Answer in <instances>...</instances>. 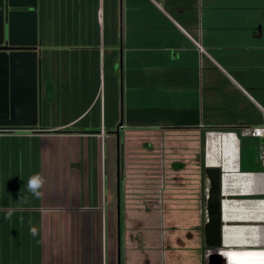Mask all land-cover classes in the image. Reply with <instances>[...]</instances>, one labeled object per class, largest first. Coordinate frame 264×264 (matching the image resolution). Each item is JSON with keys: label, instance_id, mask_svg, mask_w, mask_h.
<instances>
[{"label": "crops", "instance_id": "0c3cea01", "mask_svg": "<svg viewBox=\"0 0 264 264\" xmlns=\"http://www.w3.org/2000/svg\"><path fill=\"white\" fill-rule=\"evenodd\" d=\"M34 13V25L21 14L12 25L15 44L36 45L39 107L34 128L0 133V264H39L22 263L25 252L48 254L42 264H117V254L120 264H199L198 236L171 228L166 216L178 214L160 190L196 171L203 141L200 168L222 167V197L234 201H223L224 229L259 232L264 179L250 176L264 172L263 141L248 147L238 133L264 125V0H36ZM25 76L12 71L14 96L0 108H29L18 97ZM44 141L55 143L53 167ZM22 154L55 180L74 175L23 205ZM70 212L91 216H49ZM250 237L225 248H264Z\"/></svg>", "mask_w": 264, "mask_h": 264}, {"label": "water", "instance_id": "95a60500", "mask_svg": "<svg viewBox=\"0 0 264 264\" xmlns=\"http://www.w3.org/2000/svg\"><path fill=\"white\" fill-rule=\"evenodd\" d=\"M25 6H16L15 0H0V81L4 92L0 93V98L4 102L6 98H12L11 91L12 71L22 68L26 71L23 78L25 91L18 94V97H25L28 102L27 109L14 110L8 107L0 108V128H34L38 124L39 107V65L36 45L34 41L25 45H17L12 35V25L16 22V16L21 14L25 21L34 25V8L36 0H23ZM20 12H17V9ZM29 35V34H28ZM2 86V87H3ZM5 104V103H4ZM18 112L19 116L28 120L25 122H15L14 115ZM226 174L222 167L212 166L203 169L205 182L204 193V215H203V241L208 252L205 254V264H226L222 255L223 247V217H222V182ZM119 223V216H118ZM117 264H120L117 254Z\"/></svg>", "mask_w": 264, "mask_h": 264}, {"label": "rangeland", "instance_id": "374dc122", "mask_svg": "<svg viewBox=\"0 0 264 264\" xmlns=\"http://www.w3.org/2000/svg\"><path fill=\"white\" fill-rule=\"evenodd\" d=\"M256 142V140L253 139H243V144L247 145L248 147H250V145L252 143ZM39 147L40 150H47L49 152V160H48V164L49 166L53 167L54 165V160H52V155L51 151L53 148V145H55V143H53L52 141H44V142H39ZM199 152L200 155L199 157L196 159L197 160V165L199 166L196 171L194 170L195 168L191 169L192 172H188V173H184L183 174V178H181V180H183V183H180V180H175L176 182L174 183H169V181L171 180V178L168 177L166 178L167 185L171 186V187H167L165 189H161L160 191H163L161 196L164 197L166 200V212H168V214H170L172 211H177L178 216H166L167 220H171V219H175L177 222V226L176 227H171L172 229H175L179 232H184V233H190L189 236H198L196 237V240L198 239V245H199V264H205V254L207 252V249L205 248L204 244H203V240H201L202 236H203V213H204V184H203V179H202V165L200 168V161L202 163L203 160V164H204V156L206 153L205 150V144L204 141L202 142V146L201 148H199ZM248 153L247 155V160L250 159V161H252V163H256L255 160V155L254 151L253 154L251 153L252 151H249V149L246 151ZM250 153V154H249ZM250 156V157H248ZM252 156V158H251ZM109 158V156H108ZM108 160L106 162L107 165V169L109 168L108 166ZM32 166L34 167L35 171H31V170H27V166ZM47 165V163H43L41 158L37 159L35 161V158H33V162L31 163V158L29 157H25L24 154L22 155H18V199L20 200V198L23 197H31V193H29L27 191L26 188V183H27V179L30 175H32L33 173H40L44 179L45 182H48L47 184H54V183H61L64 185V181L65 183L67 181H69V178H72V176L74 174H67L65 173V175L63 174H59L57 180H55V178H53V172H45L41 169V166ZM48 166V165H47ZM31 168V167H30ZM91 178H93L91 176ZM71 182H73V180H70ZM169 183V184H168ZM46 184V183H45ZM68 184V183H67ZM174 186H177L176 188ZM109 192V189H108ZM153 195H156L155 193H153ZM261 198V197H260ZM264 198V197H262ZM223 201L225 202H229L230 204L234 201H229V200H225L227 199L226 197H222ZM23 200V199H21ZM235 202H240L235 201ZM23 205H28L30 204L29 200L27 203L22 202ZM154 205H158V203L155 202ZM72 207V206H71ZM181 215V216H179ZM49 216H91V215H84V214H73L72 212L67 213V214H63V213H56V214H51ZM111 218V224H113V227L115 226L116 222H115V216H110ZM181 221H183V225L181 226ZM197 224L198 228L195 229V227H192L189 229L190 226H193V224ZM110 224V220L108 217V227L110 228L111 226ZM239 224V223H238ZM238 224H236L238 226ZM223 225H225L223 223ZM234 225V224H233ZM234 225V226H236ZM243 226V224H240V226ZM188 227V229H187ZM188 235V234H187ZM203 239V238H202ZM222 249V248H221ZM37 253H23V254H18V259L20 261H22V263H26V261L31 260L32 262H36L39 264H42V262L44 261L43 259H46V255L48 254H41L43 256H41L40 254L36 256ZM227 264H264V248L263 247H259V246H255V247H246V248H240V249H232L230 251L227 252ZM251 257H247V255H250Z\"/></svg>", "mask_w": 264, "mask_h": 264}, {"label": "bare ground", "instance_id": "6f19581e", "mask_svg": "<svg viewBox=\"0 0 264 264\" xmlns=\"http://www.w3.org/2000/svg\"><path fill=\"white\" fill-rule=\"evenodd\" d=\"M251 179H253L254 177H257L258 179H264V175H252L250 176ZM224 180V178H223ZM264 185V184H263ZM253 193V192H250ZM262 194H264V186H263V190L261 192ZM222 195H223V182H222ZM262 200V199H260ZM222 217H223V202H222ZM224 219V218H223ZM224 221V220H223ZM256 228H259V232H254L253 230H241V229H224V233L223 237H224V242H223V247L221 249V252L224 253V258L227 264V259H226V252L222 251L226 246H244V244H246L247 242L250 243V235L254 238L257 239V242H261L263 243L262 245L264 246V224H262L261 226H258ZM248 234V235H247ZM259 246V245H258Z\"/></svg>", "mask_w": 264, "mask_h": 264}, {"label": "clouds", "instance_id": "9594fccd", "mask_svg": "<svg viewBox=\"0 0 264 264\" xmlns=\"http://www.w3.org/2000/svg\"><path fill=\"white\" fill-rule=\"evenodd\" d=\"M237 144H239V139L234 136ZM45 184V179L40 173H33L30 175L27 179L26 183V188L29 193H31L32 197L35 199H41L43 196L42 188ZM23 199L24 203L28 202L27 197L20 198ZM13 209H8L7 212L5 213V219L6 220H11L12 215H13ZM21 222H23V218L21 217ZM31 223V222H29ZM30 235L35 237L38 234V229L36 226H31L29 228Z\"/></svg>", "mask_w": 264, "mask_h": 264}, {"label": "built area", "instance_id": "2783aa9c", "mask_svg": "<svg viewBox=\"0 0 264 264\" xmlns=\"http://www.w3.org/2000/svg\"><path fill=\"white\" fill-rule=\"evenodd\" d=\"M18 131H20V130L0 128V133H5V132L16 133ZM238 135L240 138H248L249 137V138L260 139L263 141V145L259 150V160H260V162L264 168V125L256 126V127H250V128H243L239 131ZM256 175H264V172L258 173Z\"/></svg>", "mask_w": 264, "mask_h": 264}, {"label": "flooded vegetation", "instance_id": "af4514ba", "mask_svg": "<svg viewBox=\"0 0 264 264\" xmlns=\"http://www.w3.org/2000/svg\"><path fill=\"white\" fill-rule=\"evenodd\" d=\"M203 184H204V187H205V182H204V177H203ZM205 191V190H204ZM222 251H225L226 252V259H227V252L229 251L227 248H224ZM222 255H224V253L222 252Z\"/></svg>", "mask_w": 264, "mask_h": 264}]
</instances>
